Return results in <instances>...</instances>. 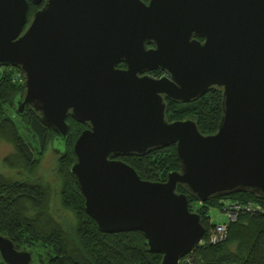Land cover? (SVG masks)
I'll return each mask as SVG.
<instances>
[{
    "label": "water",
    "instance_id": "1",
    "mask_svg": "<svg viewBox=\"0 0 264 264\" xmlns=\"http://www.w3.org/2000/svg\"><path fill=\"white\" fill-rule=\"evenodd\" d=\"M30 5L38 8L27 21ZM128 29L154 41L142 63L170 80L124 81L128 72L111 70L107 40ZM0 67L21 75L17 115L32 110L61 142L67 115L87 126L68 170L82 209L103 234L140 232L158 264H183L200 244L188 196L264 199V0H0ZM212 89L221 93L214 133L200 134L191 119L166 121L164 99L194 101ZM169 145L178 169L162 182L115 160ZM0 260L32 258L0 235Z\"/></svg>",
    "mask_w": 264,
    "mask_h": 264
},
{
    "label": "trees",
    "instance_id": "2",
    "mask_svg": "<svg viewBox=\"0 0 264 264\" xmlns=\"http://www.w3.org/2000/svg\"><path fill=\"white\" fill-rule=\"evenodd\" d=\"M34 8L30 5L27 21ZM0 70V142L11 149L1 162L18 177L11 180L0 174V235L7 236L16 250L29 251L34 264H158L161 256L147 251L140 232L103 234L82 209L83 198L68 172L79 125L69 118L67 134L61 142L32 110L17 115L14 102L23 90L15 76L19 72L12 67ZM220 94L212 89L193 103L176 107L167 102L166 121L191 119L200 134H212L221 113ZM48 146L56 157V166L51 182L46 183L35 173ZM119 159L139 179L148 182H162L168 172L178 169L174 145ZM177 191L183 192L180 188ZM187 198L189 211L201 217L204 242L183 257V264H264V199L247 192L213 197L199 204ZM225 201L254 203L259 211L239 213L234 222L226 225L223 242L209 245L205 237L213 225L209 224L208 212L211 208L221 210ZM54 204L68 211L73 223L56 219Z\"/></svg>",
    "mask_w": 264,
    "mask_h": 264
},
{
    "label": "flooded vegetation",
    "instance_id": "3",
    "mask_svg": "<svg viewBox=\"0 0 264 264\" xmlns=\"http://www.w3.org/2000/svg\"><path fill=\"white\" fill-rule=\"evenodd\" d=\"M140 2L143 5H147L149 0H140ZM37 8L38 7H35L34 10H36ZM119 34H120L119 38L117 39L111 38L107 40L106 48L109 51V53L106 54V57L108 61L112 64L111 70H113L114 72L123 73V75L126 72H128V76H125L124 81H132L143 78H150L152 80H159V78L161 77L166 79L170 78L165 70H162L159 67L145 69L146 65L142 63V58H141L142 51L146 53L149 50L155 49L153 40H146V41L144 40L143 42H141V35L133 29L119 31ZM193 38L199 43L202 42V39L198 37H193ZM196 99H194V101ZM194 101L183 102V103L174 102V101L171 102L174 103V105L172 106L176 107L183 104H190L193 103ZM164 102L166 103V108H167V104H168L167 102L170 101L164 99ZM65 118H66L65 121H67L70 118V116L67 115ZM76 123L79 125L80 131L87 128V126L83 123H78V122ZM120 157H127V156H119L116 157L115 160L117 159L120 161L119 159Z\"/></svg>",
    "mask_w": 264,
    "mask_h": 264
},
{
    "label": "rangeland",
    "instance_id": "4",
    "mask_svg": "<svg viewBox=\"0 0 264 264\" xmlns=\"http://www.w3.org/2000/svg\"><path fill=\"white\" fill-rule=\"evenodd\" d=\"M15 76L17 77L16 74ZM10 154H11L10 147L7 144L0 142V174L5 175L7 178H10L11 180L18 179V177L15 175V172L9 171L6 167L3 166L1 162V160L4 157L9 156ZM55 158H56L55 155L51 153V150L48 146L47 150L44 152V155L42 156V159L38 165L39 167L37 168L36 173H35L37 177H40L46 183L51 182L53 178L54 168L56 166ZM52 212H53V216L56 219L61 218V221L64 219V220H68L70 224L73 223L70 213L60 208L59 204H54L52 206ZM208 216H209L210 225L223 224V222H225L224 216L221 214L220 210H218L217 208H211V210H209L208 212ZM34 263H35V260L32 259L30 264H34Z\"/></svg>",
    "mask_w": 264,
    "mask_h": 264
},
{
    "label": "built area",
    "instance_id": "5",
    "mask_svg": "<svg viewBox=\"0 0 264 264\" xmlns=\"http://www.w3.org/2000/svg\"><path fill=\"white\" fill-rule=\"evenodd\" d=\"M17 79H20L21 82L20 74L17 76ZM257 211H259V206L254 203L245 202V204H241L237 202L232 203L230 201H225L220 210L221 214L225 218V222H223V224L213 225L205 237V242L209 245L223 242L226 236V225L228 223L234 222L239 213H254ZM202 242L204 241L201 239L200 244Z\"/></svg>",
    "mask_w": 264,
    "mask_h": 264
}]
</instances>
